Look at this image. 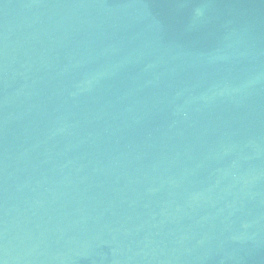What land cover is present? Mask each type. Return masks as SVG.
<instances>
[{
    "label": "water",
    "instance_id": "water-1",
    "mask_svg": "<svg viewBox=\"0 0 264 264\" xmlns=\"http://www.w3.org/2000/svg\"><path fill=\"white\" fill-rule=\"evenodd\" d=\"M0 264H264V0H0Z\"/></svg>",
    "mask_w": 264,
    "mask_h": 264
}]
</instances>
